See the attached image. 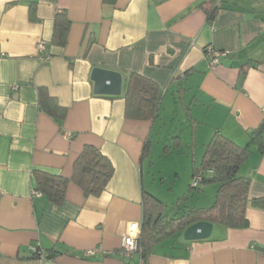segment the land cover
<instances>
[{
	"label": "crops",
	"instance_id": "0c3cea01",
	"mask_svg": "<svg viewBox=\"0 0 264 264\" xmlns=\"http://www.w3.org/2000/svg\"><path fill=\"white\" fill-rule=\"evenodd\" d=\"M205 1L0 0V264H136L140 252L131 260L119 251L130 223L143 218L150 154L142 153L153 133L176 118L174 131L191 128L190 146L202 149L191 176L215 131L248 142V130L264 119V0H223L213 21L198 7ZM57 9L72 22L64 47L51 44ZM209 46L227 51L215 66L205 55ZM250 60L243 78L241 66ZM95 68L122 74L121 95L95 93ZM130 72L158 84L155 119L126 116ZM39 87L68 108L61 124L40 108ZM87 144L115 167L100 196H86L75 183L62 204L32 195L34 169L70 178ZM242 171L251 179L249 198L264 197V154L256 145ZM246 217V228L214 223L208 239L166 238L145 263L264 264V209L249 206ZM33 248L70 253L50 259Z\"/></svg>",
	"mask_w": 264,
	"mask_h": 264
},
{
	"label": "trees",
	"instance_id": "16d2710c",
	"mask_svg": "<svg viewBox=\"0 0 264 264\" xmlns=\"http://www.w3.org/2000/svg\"><path fill=\"white\" fill-rule=\"evenodd\" d=\"M198 7L206 12L208 21H213L224 4L223 0H208ZM30 17L34 21L38 20L35 2L30 3ZM71 23L65 9L56 10L51 39L53 46L66 45ZM253 64L254 62L250 60L241 66L243 78ZM38 94L40 108L61 124L68 113V108L52 96L46 87H39ZM161 96L158 84L152 79L136 72L127 74L124 98L125 114L128 118L155 119L158 116ZM247 135L248 142L240 145L217 130L205 145L201 164L194 168L192 181L197 174H201L202 184H217L215 199L210 207L186 210L179 214L177 210L181 200L174 208L168 210L160 199L143 190V218L138 246L144 259L168 236L175 233L182 235L184 230L195 222L206 220L230 228H246L249 225L246 217L247 208L253 206L264 209V197L250 199L248 193L251 179L240 173L241 166L251 155L252 145H256L258 151L264 154V119L256 128L248 130ZM150 148L151 141L147 140L143 148V158L150 154ZM168 148L166 147L165 150L167 151ZM207 169H212L213 173L207 174ZM114 173L115 167L110 158L100 148L90 144L85 145L75 159L70 178L47 169L33 170L35 189L54 204H62L66 200L71 183L78 185L86 196H100L106 190ZM200 184L197 187L191 184L190 191L199 189ZM187 197L188 195L184 198ZM68 253L70 252L67 250L54 249L45 254L46 258L52 259L57 255Z\"/></svg>",
	"mask_w": 264,
	"mask_h": 264
},
{
	"label": "rangeland",
	"instance_id": "374dc122",
	"mask_svg": "<svg viewBox=\"0 0 264 264\" xmlns=\"http://www.w3.org/2000/svg\"><path fill=\"white\" fill-rule=\"evenodd\" d=\"M179 110L180 117L183 119V113L181 109ZM176 121L177 118L174 119V123L169 120L165 126L161 127L160 131L158 128L153 133L150 156L144 163V171L145 177L148 178L149 190L147 191L160 199L168 210L174 208L176 203L181 200V205L177 210L181 214L186 210L210 207L215 199L217 184L201 183L199 189L190 191L191 166L194 161L200 162L202 149L198 145L195 151L190 146L192 130L186 123L184 127H180V130L174 131V127L179 126ZM176 135H180L184 141L183 144L178 145L174 138ZM166 147H169L167 151H165ZM252 147L255 145L251 146V151ZM194 154L197 155L196 160ZM186 195L188 197L185 199ZM176 234L180 233L172 234L167 238L177 236Z\"/></svg>",
	"mask_w": 264,
	"mask_h": 264
},
{
	"label": "water",
	"instance_id": "95a60500",
	"mask_svg": "<svg viewBox=\"0 0 264 264\" xmlns=\"http://www.w3.org/2000/svg\"><path fill=\"white\" fill-rule=\"evenodd\" d=\"M95 83V93L102 95L118 96L122 93L123 76L120 72L105 68H95L92 72ZM214 223L201 220L188 226L183 236L186 241L204 240L210 238Z\"/></svg>",
	"mask_w": 264,
	"mask_h": 264
},
{
	"label": "built area",
	"instance_id": "2783aa9c",
	"mask_svg": "<svg viewBox=\"0 0 264 264\" xmlns=\"http://www.w3.org/2000/svg\"><path fill=\"white\" fill-rule=\"evenodd\" d=\"M44 48H45V44L40 43V49L44 50ZM226 53H227V51L217 50V49L212 48L210 46L205 49V55L210 60V62L213 66L218 64L220 61V57L222 55H225ZM65 136L67 138H72L73 134L72 133H65ZM206 173L212 174L213 170L207 169ZM202 179H203V176L201 174H197L192 181V186L193 187L199 186ZM32 195L33 196H42V193L39 190L34 188L32 190ZM140 230H141V223L140 222L134 221V222L130 223L128 230H127V232L123 238V244H122L121 250L119 251V253L122 256L133 260L136 252H140L139 246H138V238L140 235ZM32 251L34 254L38 255L39 257H46V254L43 251H40L36 248H33ZM136 264H146L145 259L142 256H140V258Z\"/></svg>",
	"mask_w": 264,
	"mask_h": 264
}]
</instances>
